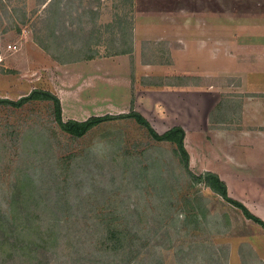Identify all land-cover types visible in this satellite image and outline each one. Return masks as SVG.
Segmentation results:
<instances>
[{"label":"rangeland","instance_id":"rangeland-1","mask_svg":"<svg viewBox=\"0 0 264 264\" xmlns=\"http://www.w3.org/2000/svg\"><path fill=\"white\" fill-rule=\"evenodd\" d=\"M252 2L0 0V98L38 88L60 98L65 121L111 115L75 139L50 101L0 104V264H264V228L189 173L175 144L156 141L131 116L137 103L153 107L159 83L201 85L200 73L230 72L233 65L201 53L219 38L227 55ZM186 40L194 44L192 76L155 75L153 65L174 71L173 53ZM130 48L137 53L123 63L128 72L112 74L132 82L125 99L118 86L88 80L87 65L76 61ZM25 222L41 225L45 240L15 233Z\"/></svg>","mask_w":264,"mask_h":264},{"label":"crops","instance_id":"crops-1","mask_svg":"<svg viewBox=\"0 0 264 264\" xmlns=\"http://www.w3.org/2000/svg\"><path fill=\"white\" fill-rule=\"evenodd\" d=\"M252 3L253 13L233 30L238 31V39L227 43V55L226 43L219 38L216 44L206 47L207 52L201 53V56H209L212 64L233 65L230 72L221 68L212 74L200 73L198 76L206 81L201 85L190 81L159 83L152 87L153 107L142 110L137 103L136 110L148 121L153 118L154 127L163 128L155 129L160 134L174 126L183 127L191 170L216 173L226 183L230 197L264 220V0ZM183 28L187 31L189 26L185 24ZM224 29V26L216 27L217 33ZM137 36L135 34L136 47ZM193 45L191 40H186L184 49L172 51L175 63L168 68L174 71H167L163 65H153L162 72L155 75L165 79L192 76ZM136 53L137 48H130L126 53L111 52L100 58L103 56L100 52L77 63L87 65L88 80H95L105 88L118 86L124 90L121 98L125 99L128 84L132 82L125 74L119 77L112 74L117 73L119 67L121 72L127 73L128 67L123 63ZM178 62L184 64V68L175 72ZM137 89L134 98L138 100L140 91Z\"/></svg>","mask_w":264,"mask_h":264},{"label":"trees","instance_id":"trees-1","mask_svg":"<svg viewBox=\"0 0 264 264\" xmlns=\"http://www.w3.org/2000/svg\"><path fill=\"white\" fill-rule=\"evenodd\" d=\"M52 1V0H51ZM119 53H126L127 50H121L118 51ZM94 53H88L85 56H82L79 60H87L93 58ZM36 100H47L50 101L53 105V114L54 118L61 128L62 131L68 133L71 137L78 139L83 136H85L93 127L97 126L99 123H101L103 120L107 119L108 117H111V115L104 116H91L90 118L79 121L76 119H70L65 121L62 116V104L60 98L52 93L51 91L44 90V89H33L28 95H25L21 97L19 100H11L7 98H0V104H11L16 106H21L25 103L33 102ZM131 116L135 117L138 123L146 128L149 132V134L156 140V141H167L171 142L176 145L177 152L181 156V161L184 165V167L188 170L189 173L194 175V177L199 182H204L207 187L212 189L213 192L220 195L224 200L229 202L230 204L234 205L238 209H240L244 216L254 221L255 223L259 224L264 228V220H262L260 217L255 215L253 212L249 210L248 207H246L242 202L232 198L229 196L228 188L226 183L216 174L213 172H204L201 174L194 173L190 168V155L185 145V137H186V131L181 126H174L171 129L167 130L164 133H158L155 128L151 125V123L139 112L133 110L131 112ZM2 217L0 216V223L2 222ZM22 225L17 226V229H15V233L17 234H25V235H33L34 233L36 235H39V238L42 240H45L44 232L45 230L40 231V226L38 228V231L32 227L31 223L25 222L21 223ZM49 228V227H48ZM47 228V229H48Z\"/></svg>","mask_w":264,"mask_h":264},{"label":"built area","instance_id":"built-area-1","mask_svg":"<svg viewBox=\"0 0 264 264\" xmlns=\"http://www.w3.org/2000/svg\"><path fill=\"white\" fill-rule=\"evenodd\" d=\"M10 49H13V46H9ZM15 48V47H14ZM3 61L2 55H0V62Z\"/></svg>","mask_w":264,"mask_h":264}]
</instances>
